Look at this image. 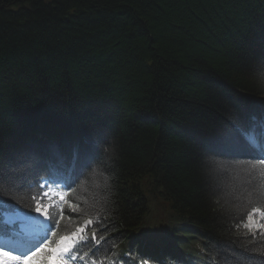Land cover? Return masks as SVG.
I'll list each match as a JSON object with an SVG mask.
<instances>
[{
    "label": "trees",
    "instance_id": "obj_1",
    "mask_svg": "<svg viewBox=\"0 0 264 264\" xmlns=\"http://www.w3.org/2000/svg\"><path fill=\"white\" fill-rule=\"evenodd\" d=\"M262 62L264 0H0V155L87 165L64 189L82 215L66 212L48 248L92 220L102 239L84 263L176 264L178 249L243 264L264 249L233 228L264 211Z\"/></svg>",
    "mask_w": 264,
    "mask_h": 264
},
{
    "label": "snow or ice",
    "instance_id": "obj_2",
    "mask_svg": "<svg viewBox=\"0 0 264 264\" xmlns=\"http://www.w3.org/2000/svg\"><path fill=\"white\" fill-rule=\"evenodd\" d=\"M264 63V62H262ZM252 143L251 139L248 141ZM261 152L264 153V143L260 144ZM258 166H264V154L259 155L254 159L251 167L253 169ZM83 165L80 168L72 167L63 171H54L43 168L35 156L31 154H23L21 156L12 157L7 165L4 157L0 155V209L3 208V202L15 200L16 196H27L28 199L35 204L34 212L39 215H33L32 210L21 211L17 219L9 220L10 225L8 231V242L15 243L20 235L16 230L15 225L19 224L21 230L27 229L31 235L32 247L40 244L42 241L47 242L49 233L56 235L57 228L67 229V225L61 222L65 218V213L82 215L81 208L70 203L72 197L66 196L60 189L72 190L80 177L84 174ZM43 172V175L41 174ZM15 193L16 195H12ZM59 217V219H58ZM237 223L233 228L240 232L243 231L249 241L264 243V211L253 207L250 211L241 214L237 217ZM97 223L88 220L86 224L81 225L75 231L69 230V235L61 238L62 245L55 251L58 255L64 256L67 259L57 261V264H84L85 258L89 253L81 255L83 249L89 245H95L102 237L97 233L91 236L87 235L88 226ZM32 241H29L31 243ZM43 246V245H41ZM31 252V248L28 250ZM40 249L37 248L36 252ZM246 252L252 253V258L243 264H257L256 257H259V264H264V249L246 248ZM36 253H32L35 255ZM94 254V251L92 252ZM147 255V254H146ZM176 264H186L182 254L178 249L167 253ZM21 257L27 261L29 257L25 253H21ZM126 259L135 260V257H127ZM164 264L159 256L147 255L146 259H141L138 264Z\"/></svg>",
    "mask_w": 264,
    "mask_h": 264
},
{
    "label": "rangeland",
    "instance_id": "obj_3",
    "mask_svg": "<svg viewBox=\"0 0 264 264\" xmlns=\"http://www.w3.org/2000/svg\"><path fill=\"white\" fill-rule=\"evenodd\" d=\"M15 141L17 142L18 146L20 148L26 149L27 145L25 143H22L23 140L19 139L18 137H15ZM21 141V142H20ZM18 212L12 213V214H7L6 218L7 220H14L17 219L18 217ZM34 215H39L38 213H35ZM18 227L21 229L20 225L17 224ZM24 233L28 234V236H31L29 231L27 229L22 230ZM45 243V242H44ZM62 245V240H60L56 246V248L50 251V259L48 260L49 263L55 264L56 261H60L63 256L58 255L57 252L55 251L57 248L61 247ZM2 246V245H0ZM22 252H16L15 250H12L10 248H6V250L0 248V264H35L37 261L35 259V255L27 254L29 259L25 261L24 258L21 257ZM24 253V252H23ZM52 254V255H51ZM48 264V263H47ZM57 264V263H56Z\"/></svg>",
    "mask_w": 264,
    "mask_h": 264
},
{
    "label": "bare ground",
    "instance_id": "obj_4",
    "mask_svg": "<svg viewBox=\"0 0 264 264\" xmlns=\"http://www.w3.org/2000/svg\"><path fill=\"white\" fill-rule=\"evenodd\" d=\"M49 264H53V263H49Z\"/></svg>",
    "mask_w": 264,
    "mask_h": 264
}]
</instances>
